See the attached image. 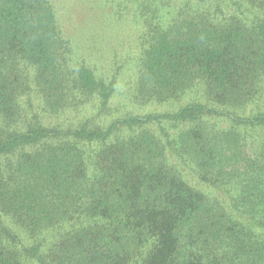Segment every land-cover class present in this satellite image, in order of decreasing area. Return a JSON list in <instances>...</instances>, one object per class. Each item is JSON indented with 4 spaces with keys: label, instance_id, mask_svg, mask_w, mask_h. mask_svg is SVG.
<instances>
[{
    "label": "trees",
    "instance_id": "1",
    "mask_svg": "<svg viewBox=\"0 0 264 264\" xmlns=\"http://www.w3.org/2000/svg\"><path fill=\"white\" fill-rule=\"evenodd\" d=\"M159 1L128 101L171 110L105 122L51 1L0 0V264H264V0Z\"/></svg>",
    "mask_w": 264,
    "mask_h": 264
},
{
    "label": "rangeland",
    "instance_id": "2",
    "mask_svg": "<svg viewBox=\"0 0 264 264\" xmlns=\"http://www.w3.org/2000/svg\"><path fill=\"white\" fill-rule=\"evenodd\" d=\"M50 1L56 11L62 37L70 42L74 62H85L98 77L109 81L118 79L116 92L109 102L110 108L101 117L102 121L171 110L155 102L140 105L128 101L136 87L138 58L145 43L144 33L148 31L147 24L153 17L156 20V9L161 5L159 0ZM154 25H151L152 29ZM95 111L91 106L82 113L67 112L64 115L78 121L93 119ZM59 121H63L62 117L52 114L46 119L47 123ZM191 176L189 180L196 181Z\"/></svg>",
    "mask_w": 264,
    "mask_h": 264
}]
</instances>
